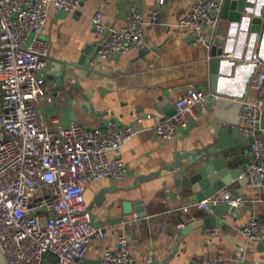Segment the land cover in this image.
<instances>
[{
    "label": "built area",
    "instance_id": "obj_1",
    "mask_svg": "<svg viewBox=\"0 0 264 264\" xmlns=\"http://www.w3.org/2000/svg\"><path fill=\"white\" fill-rule=\"evenodd\" d=\"M85 1L0 0V250L6 264H156L151 256L137 263L131 256L130 240L122 233L116 235V247H106L100 260L86 259L92 243L105 239L110 227L127 220L95 224L84 191L97 181L126 177L128 166L121 149L136 130L114 122L100 127L77 122L64 126L55 115L47 122L39 119L41 102L52 101L44 77L49 44L41 36L49 9L72 13ZM164 3L156 0L151 23L160 20ZM223 3L198 0L180 19V25L192 30L193 47L210 45ZM91 21L99 35L108 30L95 45L92 58L110 59L144 45L147 21L137 9L131 10L119 28L108 29L100 9ZM257 61L255 55L253 62ZM217 99L212 92L191 86L175 100L174 114L155 121L152 131L162 140H171L192 119L208 115L209 104ZM263 116L264 69L258 67L249 80L238 126L241 138L253 137L251 160L241 175L249 188L264 189ZM244 202L222 190L185 209L214 213L213 206L225 204L236 209ZM238 230L248 240L264 242V220L252 216ZM244 251L238 246L234 260L244 262ZM195 264H226V259H198Z\"/></svg>",
    "mask_w": 264,
    "mask_h": 264
},
{
    "label": "crops",
    "instance_id": "obj_2",
    "mask_svg": "<svg viewBox=\"0 0 264 264\" xmlns=\"http://www.w3.org/2000/svg\"><path fill=\"white\" fill-rule=\"evenodd\" d=\"M196 1L165 0L156 23L150 21L156 0H88L72 13L49 9L41 36L49 44L44 77L52 101L41 102L39 119L47 122L55 115L64 126L77 122L100 127L114 122L132 126L137 132L121 149L128 166L126 177L119 181L100 180L84 191L83 199L95 224L127 220L123 225L110 227L105 239L90 245L86 254L88 261L100 260L106 247L115 248L116 235L122 233L130 240L131 256L137 263L151 256L156 264H195L198 259L214 258L226 259V264H264V242L248 240L238 230L252 216L264 220V189L241 186L234 181L232 189L240 190L239 196L245 202L234 213H215L213 223L208 221V225L184 232L188 224L207 220L208 216L192 207L185 209L194 202L192 191L177 184L176 179L185 176L186 160L180 168H164L174 162L178 152H198L217 141L211 121L215 101L209 104L208 115L192 119L189 126L178 131L171 140H162L152 131L153 123L172 112L175 100L187 88L195 86L211 92L199 63L205 62L202 55L205 49L210 50L212 41L208 47H193L191 28L180 25V19ZM99 9L108 29L123 26L131 10H139L147 21L142 48L116 53L110 59L92 58L95 45L108 34L106 30L99 35L93 28L91 18ZM247 40L245 33L235 47L237 54L222 56L225 60L222 69L230 70V63L234 64L231 72L223 74L218 83L220 89L230 95L239 92L247 72L245 65L236 66L244 61ZM85 50L88 54L80 64ZM140 51L147 53L138 57ZM167 51L172 60V69H168L171 72L167 75L147 80L143 73L137 72L139 63L152 72L164 70L150 66ZM163 91L169 93L170 106L166 111L156 108L157 98ZM261 135L264 139V132ZM241 149H245L240 157L247 166L251 160L248 139H242ZM212 158L209 156L206 161ZM150 174L151 177L135 185L138 177ZM238 246L245 248L244 262L234 260Z\"/></svg>",
    "mask_w": 264,
    "mask_h": 264
},
{
    "label": "water",
    "instance_id": "obj_3",
    "mask_svg": "<svg viewBox=\"0 0 264 264\" xmlns=\"http://www.w3.org/2000/svg\"><path fill=\"white\" fill-rule=\"evenodd\" d=\"M245 33H247L248 40L244 61L238 62L236 66L245 65L247 72L243 77L239 92L236 95H230L223 92L218 83L223 74L231 72L234 64L230 63V70L222 69L221 64L225 62L222 56L231 53L236 55L235 47L239 45ZM146 53V51H140L138 57H143ZM86 54H88V50H85L84 55L80 59V64L84 63ZM255 55L258 58L257 62H253ZM202 56V60L205 62L199 63V66L209 81L211 92L218 96L214 103L211 117L217 141L198 152L196 150H182L176 154L174 162L164 167L168 170L177 169L186 160L185 172L188 175L186 176L185 174V176L177 178L176 182L191 189V200L193 201H202L223 189H229L233 196H239L241 191L232 189L233 182L237 181L241 186H246L247 184L246 177L241 176L246 164L243 163L240 157V154H244L245 149H241L243 138L238 133L239 114L242 109V101L246 98L251 76L258 67L264 69V0H224L212 46L210 50L205 49ZM169 58L168 51L162 52L158 60L150 66L153 69L163 67L164 70L152 72L141 63L136 65V70L143 73L147 80H150L152 76L161 79L162 75H167L171 72L168 71V69H172L170 68L172 67V60L170 61ZM173 63L178 64L177 61ZM168 96L169 93L163 91L162 95L157 98V109L166 111V107L170 106ZM247 99L251 100L252 98L247 97ZM173 114L174 109L163 117H171ZM225 125L226 127L224 128ZM260 125L264 132V116ZM255 127L258 128L259 125L257 124ZM252 142L253 137L248 138V143L251 144ZM209 156L214 158L206 161ZM151 176L152 174L138 177L135 185ZM136 203L137 205L139 204V202ZM212 210L214 213L205 211L208 216L207 220L188 224L184 228V232L199 225H208V221L213 223L215 213L225 215L228 212L234 213L236 209L221 204L213 206ZM0 264H6L1 250Z\"/></svg>",
    "mask_w": 264,
    "mask_h": 264
}]
</instances>
